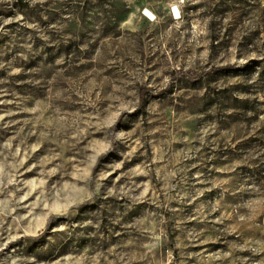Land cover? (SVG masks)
Wrapping results in <instances>:
<instances>
[{
  "label": "rangeland",
  "instance_id": "1",
  "mask_svg": "<svg viewBox=\"0 0 264 264\" xmlns=\"http://www.w3.org/2000/svg\"><path fill=\"white\" fill-rule=\"evenodd\" d=\"M0 264H264V0H0Z\"/></svg>",
  "mask_w": 264,
  "mask_h": 264
},
{
  "label": "bare ground",
  "instance_id": "2",
  "mask_svg": "<svg viewBox=\"0 0 264 264\" xmlns=\"http://www.w3.org/2000/svg\"><path fill=\"white\" fill-rule=\"evenodd\" d=\"M179 12H180V9H179ZM146 14L147 15H152V16L156 17L155 14H154V12L152 10H150L149 8H146Z\"/></svg>",
  "mask_w": 264,
  "mask_h": 264
}]
</instances>
